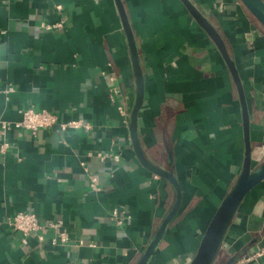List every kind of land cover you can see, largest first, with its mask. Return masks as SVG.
Listing matches in <instances>:
<instances>
[{
  "label": "crops",
  "instance_id": "1",
  "mask_svg": "<svg viewBox=\"0 0 264 264\" xmlns=\"http://www.w3.org/2000/svg\"><path fill=\"white\" fill-rule=\"evenodd\" d=\"M189 1L234 63L257 170L264 162V28L240 0ZM5 86L14 90L0 92L1 119L18 121L20 110L32 108L90 129L7 133L0 264H140L170 215L145 264H189L238 178L244 137L231 72L180 0H0ZM166 143L180 189L176 209V192L161 176ZM98 152L119 159L103 163ZM91 176L100 191L91 190ZM115 207L129 217L121 225L108 218ZM17 212L62 220L67 244L51 245L50 231L44 245L20 244L5 223ZM263 250L264 179L242 199L213 264H264Z\"/></svg>",
  "mask_w": 264,
  "mask_h": 264
},
{
  "label": "water",
  "instance_id": "2",
  "mask_svg": "<svg viewBox=\"0 0 264 264\" xmlns=\"http://www.w3.org/2000/svg\"><path fill=\"white\" fill-rule=\"evenodd\" d=\"M180 1L184 5L188 13L191 15V17L195 20V22L203 29V31L213 41L216 48L223 57L224 61L226 62L233 77V80L236 84V87L238 89V93L242 105L244 154H243V163H242L241 171L234 185L231 187L229 192L226 194L225 198L221 201L216 211L212 215L200 239V243L198 245L196 253L189 262V264H213L215 258L218 255L224 234L239 204L241 203L242 199L247 194V192L264 179V162L257 170H252L251 147L249 142V123H248V116L245 107V102L242 94V89L239 83V79L237 77V72L234 63L230 59L221 37L219 36L217 31L213 28V26L208 22L205 16L189 0H180ZM240 1L246 7L249 13L254 17V19H256V21L260 23V25L264 28V2L262 0H240ZM120 14L123 23L126 24L121 10H120ZM142 83H143L142 74L138 69V67H136V86L138 89L139 99L142 93ZM131 125L135 126V117H132ZM167 155H168L166 160L167 169L165 173H161V176L168 180V182L172 185V187L176 192V196H177L176 204H175V209H176L180 200V189L171 171L173 165L172 164L173 153L169 145H167ZM171 217L172 216L170 215L161 225L157 236L153 240L152 245L150 246L149 250L146 252L140 264H145L146 261L148 260V257L152 252V247H154V245L161 237L166 227V224Z\"/></svg>",
  "mask_w": 264,
  "mask_h": 264
},
{
  "label": "built area",
  "instance_id": "3",
  "mask_svg": "<svg viewBox=\"0 0 264 264\" xmlns=\"http://www.w3.org/2000/svg\"><path fill=\"white\" fill-rule=\"evenodd\" d=\"M48 28V27H47ZM14 89L12 86L0 87V92L9 93ZM113 95L119 93V89H113ZM20 119L18 121H6L0 118V156H4L11 151V144L6 139L7 133L11 130H24L31 135H36L40 129H59L65 131L67 129H84L89 130L90 125L81 121L75 122H61L60 118L47 110H35L32 108H25L19 111ZM100 162L118 161L119 155L117 153H102L95 154ZM90 157L91 154L88 153ZM89 186L93 191H100L95 177H90ZM108 218L116 225L122 224V219L129 218L120 208H113L108 214ZM7 227L19 235V242L22 245H27L31 239H35L38 244L44 245L45 232L50 231L52 237L50 239L51 245L67 244L69 237L64 228V222L60 219L42 221L35 213L17 212L8 217L5 221ZM264 251V250H263ZM259 253L256 254L259 255ZM251 257L246 258L249 261ZM255 257V256H254Z\"/></svg>",
  "mask_w": 264,
  "mask_h": 264
}]
</instances>
